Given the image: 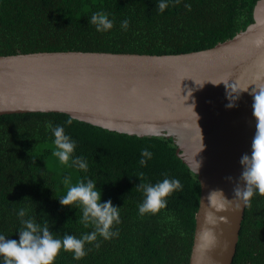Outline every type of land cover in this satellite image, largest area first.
<instances>
[{
  "label": "trees",
  "instance_id": "1",
  "mask_svg": "<svg viewBox=\"0 0 264 264\" xmlns=\"http://www.w3.org/2000/svg\"><path fill=\"white\" fill-rule=\"evenodd\" d=\"M258 0H180L158 10L159 0H0V56L37 52H106L174 55L202 51L233 38L253 22ZM184 3L192 5L188 11ZM103 11L114 20L108 32H97L92 13ZM129 20L125 31L121 21ZM71 119V125L65 121ZM65 125L76 140L75 155L88 163L86 173L62 166L52 155L54 145L47 122ZM153 155L141 167V149ZM143 177L140 178V174ZM72 183L87 176L102 190L101 202L120 208L119 236L100 241L82 259L61 251L55 264H188L200 186L176 155L169 138L129 136L72 119L63 113L0 115V233L18 239L16 212L27 207L38 222L62 237H76L91 228L80 223L81 212L61 206L58 198ZM167 175L182 188L169 196L165 209L140 216L143 195L136 186L156 183ZM138 177V178H137ZM100 239V238H98ZM86 248L91 245H85ZM231 264H264V196L245 205Z\"/></svg>",
  "mask_w": 264,
  "mask_h": 264
},
{
  "label": "water",
  "instance_id": "2",
  "mask_svg": "<svg viewBox=\"0 0 264 264\" xmlns=\"http://www.w3.org/2000/svg\"><path fill=\"white\" fill-rule=\"evenodd\" d=\"M252 18L233 38L185 54L0 56V115L63 113L120 134L171 139L200 186L188 264H231L245 205L234 210L224 197L233 198L240 157L256 132L250 93L264 86V45L255 44L264 38V0ZM206 80L242 90L236 106L225 107L223 83Z\"/></svg>",
  "mask_w": 264,
  "mask_h": 264
},
{
  "label": "clouds",
  "instance_id": "3",
  "mask_svg": "<svg viewBox=\"0 0 264 264\" xmlns=\"http://www.w3.org/2000/svg\"><path fill=\"white\" fill-rule=\"evenodd\" d=\"M170 3H180V0H159L158 10L163 12ZM184 7L190 11L192 5L184 3ZM89 22L95 26L97 32H108L114 27V20L103 11L92 13ZM120 27L126 31L129 20L121 21ZM255 44L264 45V38H257ZM206 81H210L213 85L223 83L228 100L225 107L230 109L236 106L235 102L239 99L242 90H230V84L225 80ZM250 94L253 97L252 109L256 132L252 138L250 153H244L240 157L241 172L235 181L233 198L224 197L225 203L234 210H238L241 204L251 207L254 195L264 196V86H256ZM191 106L193 109L194 105ZM71 123V119L65 121V125ZM65 125L53 126L51 121L46 124V129L53 138L52 155L62 166L86 173L89 165L82 156L75 155L77 142L65 133ZM152 155L153 153L147 148L141 149L140 166H146ZM142 177L143 173L140 174V178ZM140 178H138L140 183L136 186L143 195V200L138 205L140 216L156 215L166 208L167 198L182 188L179 179L167 175L156 183L142 182ZM225 180L232 183L233 177L226 176ZM62 183L67 191L58 198L59 204L62 207L68 206L70 210L78 208L81 212L80 223L86 229L91 228V231L82 233L80 237L67 233L59 237L50 230L47 220L38 222L27 207H21L16 212L21 225L16 231L18 239H9L0 233V264H55L56 257L61 251L72 253L74 260H82L92 247L97 249L100 247L101 239L106 241L119 236V230L115 226L121 223V207L113 205L110 199L101 202L102 190L97 187V181L84 176L73 184L71 175L65 174ZM215 191L223 194L222 189ZM86 244L91 247L86 248Z\"/></svg>",
  "mask_w": 264,
  "mask_h": 264
}]
</instances>
